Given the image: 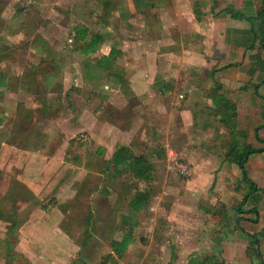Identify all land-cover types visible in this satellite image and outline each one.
<instances>
[{
	"label": "rangeland",
	"instance_id": "374dc122",
	"mask_svg": "<svg viewBox=\"0 0 264 264\" xmlns=\"http://www.w3.org/2000/svg\"><path fill=\"white\" fill-rule=\"evenodd\" d=\"M100 4L105 6L97 0H0V73L11 78L5 90L15 93L0 92L6 102L0 111L2 264L259 263L254 253L246 254L248 242L234 226L239 215L233 209L248 192L233 164L236 146L217 129L208 143L191 144L195 138L181 118H195L182 112L180 92L126 102L112 93L108 101H92L93 114L127 136L119 146L139 162L140 174L115 175L112 151L118 145L100 127L77 131L59 121L76 120V92L71 86L62 93L59 74L76 71V28L97 24ZM106 21L114 33H126L118 17ZM50 75L59 79L49 82ZM234 96L223 97L225 108ZM239 109L246 116L240 103ZM223 112L211 118L229 123L232 112ZM16 149L31 153L17 156ZM133 197L143 201L137 212L127 207ZM240 208L250 210L248 204ZM124 234L132 241L116 258L110 244ZM238 242L241 254L226 258L223 251ZM259 247L264 250V239Z\"/></svg>",
	"mask_w": 264,
	"mask_h": 264
},
{
	"label": "crops",
	"instance_id": "0c3cea01",
	"mask_svg": "<svg viewBox=\"0 0 264 264\" xmlns=\"http://www.w3.org/2000/svg\"><path fill=\"white\" fill-rule=\"evenodd\" d=\"M90 1L94 5V0ZM97 1L105 5L100 4V18L95 20L97 24L90 21L88 26L82 25L86 35L82 42L76 41V44L81 45L95 39L94 53L82 56L76 49V71L71 74L68 69L59 74L58 86L62 88V93L67 94L71 86L74 88L72 91L76 92L79 101L74 117L76 120L73 123V117L66 120L60 117L59 121L74 124L77 131L100 127L104 135L113 138L112 143L119 148V144L128 141L127 136L112 124L106 125L101 117L95 116L94 108H91L92 101H108L112 93H118L126 102L129 98L138 99L154 93L165 98L180 92L177 97L181 99L182 112L187 115L190 113L191 119L195 118L194 121L181 118L182 125L190 127V133L195 138L191 144L208 143V139L216 138L217 129L219 133H226L223 140L232 143V148L236 146L233 154L240 153L241 143L253 150L264 147V125L261 119L264 111V100L261 98H264V41L259 40L260 34L256 28L259 22L253 23L252 31L248 22L241 19L255 17L259 0ZM108 16L118 17L126 33H114L111 23L106 21ZM133 19H136L135 25ZM93 29L97 32H92ZM163 46L169 48L164 51ZM110 50L117 54L113 68L120 81L115 86L117 88L107 86L106 82L99 88L83 86L84 69L95 67L97 59L107 55ZM129 64L132 66L131 71L126 72L130 68ZM56 77L50 75L47 81H56ZM0 79H4L0 92L14 95L5 90L11 78L1 72ZM234 94L236 99L229 101V110L219 97H235ZM239 103L242 110L247 112L246 116H240ZM4 105L5 100L0 99V111ZM219 110H223V113L232 112L229 123L219 118H215L214 122L211 116H215ZM60 111L66 113L64 108H60ZM118 148L113 149L112 155L116 154ZM13 153L24 156L31 152L16 149ZM244 173L254 185V190L245 187L248 192L244 191V204H248V209L255 210L258 215L256 231H264V151L250 154L244 163ZM238 243V247L225 249L223 255L226 258L234 257L235 254L239 256L241 243ZM260 247L257 260L264 264V250H260ZM243 250L244 253L245 247ZM10 251L9 248V256Z\"/></svg>",
	"mask_w": 264,
	"mask_h": 264
},
{
	"label": "trees",
	"instance_id": "16d2710c",
	"mask_svg": "<svg viewBox=\"0 0 264 264\" xmlns=\"http://www.w3.org/2000/svg\"><path fill=\"white\" fill-rule=\"evenodd\" d=\"M245 20L250 25V29L253 31V23L259 22V25L256 27L258 33L260 34L259 40L260 42L264 41V0H259L258 5L256 7V15L254 18H241ZM261 26V27H260ZM86 35V29L81 27L80 29H76L75 38L77 42H82L84 36ZM96 44L95 39H90L87 43L78 45L76 47L77 51L82 56H87L89 54L94 53V46ZM263 47V46H262ZM264 48V47H263ZM116 51L110 50L107 55L101 56L97 59L95 67L91 69H84V77L82 80L83 86L86 88H99L101 87V82L106 80L110 86L115 87L120 81L119 77L115 73L114 62L116 60ZM4 79H0V86H2L1 81ZM217 98V97H215ZM263 100L264 98L261 97ZM220 100L223 101V97H219ZM219 112V111H216ZM230 113V112H228ZM232 118V116H231ZM262 119V126L264 125V111L261 113ZM223 120V119H222ZM220 119V121H222ZM124 147L120 146L113 157L112 160V168L115 175L121 174L123 171L131 170L136 174H140L138 168V161H130L129 158L125 156L122 152ZM264 151V147L262 149L253 150L250 147L246 146L243 148L240 153L235 154L233 159V164L240 172L241 179L244 184H247L249 189L254 190V185L250 181H248L245 177L244 173V163L246 162L247 158L250 154L259 153ZM138 168V170H136ZM256 189V188H255ZM12 189L8 187L6 189V193L11 195ZM245 196L242 197L241 201L234 207L233 211L235 214L239 215L234 219V226L235 229L241 233L246 241L248 242V249L246 250V254L254 253V256L258 257V248L257 245L259 244V239L264 237V231L260 230L259 232L256 231V220L258 218L257 213L255 210L250 209L249 211H244L240 207L245 203ZM143 206V201L139 197H133L129 199L127 202V207L132 212L139 211ZM247 214H253V218H249ZM264 217V214L262 215ZM132 241L130 234H124L118 241L111 242L110 248L116 258H120L124 252L126 251L127 246ZM98 264H104L103 261H100ZM257 264H261L260 262Z\"/></svg>",
	"mask_w": 264,
	"mask_h": 264
},
{
	"label": "built area",
	"instance_id": "2783aa9c",
	"mask_svg": "<svg viewBox=\"0 0 264 264\" xmlns=\"http://www.w3.org/2000/svg\"><path fill=\"white\" fill-rule=\"evenodd\" d=\"M182 170H184V169H182Z\"/></svg>",
	"mask_w": 264,
	"mask_h": 264
}]
</instances>
